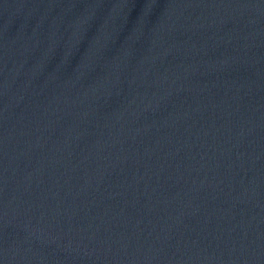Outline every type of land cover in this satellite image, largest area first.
Masks as SVG:
<instances>
[{"label": "water", "instance_id": "water-1", "mask_svg": "<svg viewBox=\"0 0 264 264\" xmlns=\"http://www.w3.org/2000/svg\"><path fill=\"white\" fill-rule=\"evenodd\" d=\"M264 253V0H0V264Z\"/></svg>", "mask_w": 264, "mask_h": 264}]
</instances>
